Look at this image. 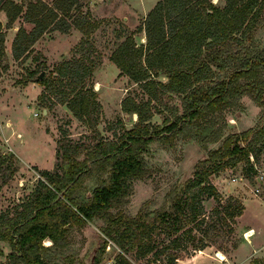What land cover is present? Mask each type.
<instances>
[{
  "label": "trees",
  "instance_id": "16d2710c",
  "mask_svg": "<svg viewBox=\"0 0 264 264\" xmlns=\"http://www.w3.org/2000/svg\"><path fill=\"white\" fill-rule=\"evenodd\" d=\"M218 1L224 5L213 0H161L136 30L144 33L145 44H138L133 32L113 51L111 61L147 98L138 100L128 95L123 99L121 110L137 119L111 140L103 139L97 128L101 105L91 82L97 64L85 62L90 54L84 41L78 46L79 58L60 63L56 81L39 76L31 79L43 83L52 95H62L60 102L77 120L89 125L94 139L91 144L74 142L63 134L57 140L56 170L41 171V179L20 210L12 215L0 212V241L11 247L0 264H56L47 258V251L52 246L66 247L69 227L95 218L104 222L108 241L99 247L93 264H100L109 241L120 250L118 264H131L126 254L133 251L137 260L149 254L157 260L168 247L180 249L184 234L193 240L192 229H186L189 215L197 219L204 214V199H220L211 176L241 163L248 179L257 176L254 163H259L264 155V51L257 49L254 36L263 21L264 0ZM75 4L76 0H0V11L7 17L6 29L12 28L20 17L31 25L29 31L19 27L11 46L14 59L25 58L45 32L67 33L73 25L79 26L75 13L80 5L74 7ZM79 14L83 21L85 13ZM67 18L73 20L69 22ZM4 40L5 31L0 24V55ZM161 76L167 80H160ZM63 84L68 90L60 89ZM244 94L263 107L260 125L228 135L219 148L200 160L193 177L171 191L170 210H161L154 217L145 206L133 217L112 212L132 193V183L144 177L143 155L152 143L172 144L174 137L191 136L217 142L222 128L213 129L211 116L234 107ZM172 95L182 97L183 112L179 114V109L173 107L170 115H163L161 127L152 121L160 112L156 105H163ZM10 157L12 165L13 156ZM10 165H3L0 171L11 169ZM96 172L107 176L100 180L88 201H78L76 189ZM244 210L240 199L229 197L208 230L218 231L217 222L221 221L233 232L234 223ZM205 234L208 239V232ZM161 235L169 239V244L155 251ZM47 239L52 244L46 247L43 242ZM207 239H200L191 249L209 247ZM178 259L181 258L176 253H169L166 264H176Z\"/></svg>",
  "mask_w": 264,
  "mask_h": 264
},
{
  "label": "rangeland",
  "instance_id": "374dc122",
  "mask_svg": "<svg viewBox=\"0 0 264 264\" xmlns=\"http://www.w3.org/2000/svg\"><path fill=\"white\" fill-rule=\"evenodd\" d=\"M45 1L52 3L56 0ZM86 1L76 0L80 7L75 8V19L80 27L73 25L67 33L58 30L45 32L22 60L14 59L12 41L20 26L29 31L31 25L20 17L12 28L6 29L7 17L5 12L0 11V24L5 31L4 52L0 55V169L3 165L9 166L8 160L13 156L11 169L0 171V212L6 211L12 215L20 210L21 204L41 179V171L56 170L59 162L57 140L63 134L74 142L91 144L94 139V132L89 125L77 120L66 105L60 102L62 95H52L43 83L33 82L31 79L43 73L44 76L40 79L56 81V71L60 63L74 57L79 58L81 55L78 54V46L84 41V48H88L90 54L85 62L97 64L93 69L91 82L101 105L97 128L105 140L113 139L124 128L129 129L137 119L136 115H128L121 110L123 99L128 95L138 100L147 98L140 87L122 74L110 59L127 34L134 32L135 41L145 44L144 33L136 32L143 19H139L137 23H131V18L124 19L130 17V12L122 9L117 1L101 0L94 4ZM213 3L221 7L224 5L223 1L213 0ZM76 4L74 7H77ZM79 12L85 13L83 21ZM67 19L69 22L73 20ZM254 42L258 50L264 51V15L262 24L255 31ZM159 79L167 80L162 76ZM60 89L68 90V86L60 85ZM173 107L179 109V114L183 112L182 97L172 95L165 99L163 105H156L160 112L154 115L153 123L162 127L163 115H170ZM262 109L249 94H244L234 107L211 116L215 122L213 129L222 128L221 138L217 142H207L202 137L191 136L174 137L172 144L159 141L152 143L148 153L143 155L146 164L144 177L132 183V193L112 212H122L133 217L145 206L150 216L154 217L161 210H170L171 191L192 178L197 163L219 148L228 135L248 128L255 129L260 125ZM3 159H6L4 164L1 163ZM262 162L264 166V155L259 163H254L258 174L253 179L244 175L242 163L211 176V182L220 199H204V214L197 219H192L189 215L186 229H192V241L184 234L180 249L172 250L168 247L157 260L154 254L137 260L134 251L130 252L126 254L130 263L166 264L169 253H176L181 258L176 264H228L219 261L221 258L218 253L233 258L242 239L239 230L247 227L257 229L261 225L264 227V203L253 192L259 188L264 194L263 185L257 181L261 175ZM106 176V173L96 172L86 178L76 189V199L81 202L88 201L100 180ZM229 197L240 199L245 206L243 215L232 225L234 231L229 232L228 226L221 221L217 222L220 225L218 231H209V223H215L218 211H221ZM104 226L101 219L95 218L81 226L69 227L67 246H52L47 251V258L56 264H93L94 257L99 255V247L108 241L103 231ZM205 231L208 232V239ZM159 239L160 244L155 251L169 244V239L163 235ZM200 239H207L211 245L204 250H192V245H196ZM51 244L48 239L43 242L46 247ZM10 251V245L0 241V262L6 260ZM119 253L120 250L113 242H107L100 264H118L116 257ZM249 264L264 262L253 259Z\"/></svg>",
  "mask_w": 264,
  "mask_h": 264
},
{
  "label": "crops",
  "instance_id": "0c3cea01",
  "mask_svg": "<svg viewBox=\"0 0 264 264\" xmlns=\"http://www.w3.org/2000/svg\"><path fill=\"white\" fill-rule=\"evenodd\" d=\"M99 1L101 0H97V1L87 0L86 2L94 4V3H98ZM113 1L119 2V5L120 7H122V9L130 12V17L129 16L124 17V19L131 18V23L132 22L137 23L139 19L144 20L146 15L161 0H113ZM261 165H262V167L260 168L261 175L257 181L263 185V190H264L263 162ZM239 232H240V236L242 239H241V243L239 244V246L235 249L236 252L233 255V258L227 257V255L224 254L225 259H221L219 261L223 263L227 262L228 264H249L251 260L259 259L264 262V227L263 225L259 226L257 229L247 227L245 229L239 230ZM246 233H248V235Z\"/></svg>",
  "mask_w": 264,
  "mask_h": 264
},
{
  "label": "built area",
  "instance_id": "2783aa9c",
  "mask_svg": "<svg viewBox=\"0 0 264 264\" xmlns=\"http://www.w3.org/2000/svg\"><path fill=\"white\" fill-rule=\"evenodd\" d=\"M35 115H38L37 113L35 114ZM251 160L253 161V158L251 157ZM258 180V179H257ZM234 181H235V179H234ZM254 194L257 196V197H259L260 199H262V201L264 202V194H262V192L260 191V189L259 188H256V189H254ZM109 242H111V241H109ZM108 248H110V245H108Z\"/></svg>",
  "mask_w": 264,
  "mask_h": 264
},
{
  "label": "bare ground",
  "instance_id": "6f19581e",
  "mask_svg": "<svg viewBox=\"0 0 264 264\" xmlns=\"http://www.w3.org/2000/svg\"><path fill=\"white\" fill-rule=\"evenodd\" d=\"M247 235H248V233H247ZM218 256H219L221 259H224V255H223V254L218 253Z\"/></svg>",
  "mask_w": 264,
  "mask_h": 264
},
{
  "label": "water",
  "instance_id": "95a60500",
  "mask_svg": "<svg viewBox=\"0 0 264 264\" xmlns=\"http://www.w3.org/2000/svg\"><path fill=\"white\" fill-rule=\"evenodd\" d=\"M43 76H44V74L42 73V74L39 75V78H42Z\"/></svg>",
  "mask_w": 264,
  "mask_h": 264
}]
</instances>
